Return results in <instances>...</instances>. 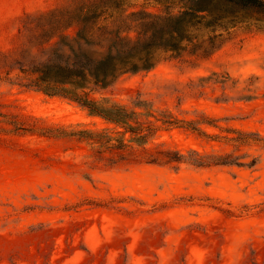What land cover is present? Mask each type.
<instances>
[{"label": "rangeland", "instance_id": "1", "mask_svg": "<svg viewBox=\"0 0 264 264\" xmlns=\"http://www.w3.org/2000/svg\"><path fill=\"white\" fill-rule=\"evenodd\" d=\"M67 1L0 0V78L52 50L69 24ZM201 5L184 28L186 63L161 53L149 72L117 75L97 97H140L182 121L208 118L264 136V14ZM105 127L74 103L0 82V264H264V151H252L261 155L254 169H108L91 165L84 145L39 135ZM155 144L220 148L184 129L160 131Z\"/></svg>", "mask_w": 264, "mask_h": 264}, {"label": "trees", "instance_id": "2", "mask_svg": "<svg viewBox=\"0 0 264 264\" xmlns=\"http://www.w3.org/2000/svg\"><path fill=\"white\" fill-rule=\"evenodd\" d=\"M213 1L264 14V0ZM67 2L69 24L58 30L57 38L51 43L52 50L41 52V59L16 62L17 67L8 68L0 82L67 100L101 119L106 127L74 131L45 129L39 132L40 136L84 145L90 164L108 169L122 164L168 166L174 170L183 166L195 169L258 166L261 155L253 152L264 151V136L259 133L223 127L220 121L208 118L182 121L167 110H154L140 97L129 100L128 104L97 97L117 75L149 72L159 63L157 58L161 53H170L172 60L186 63L180 54L191 41L184 35V28L196 14L205 11L201 4L211 0H155L157 6L152 7L155 11L137 7L130 0ZM49 42L46 40L42 46H48ZM184 42L188 43L184 45ZM34 126L38 130L37 124ZM200 126L211 127L216 133L208 135ZM171 129L197 133L220 148L212 149L210 154L194 150L183 153L155 144L160 131Z\"/></svg>", "mask_w": 264, "mask_h": 264}]
</instances>
